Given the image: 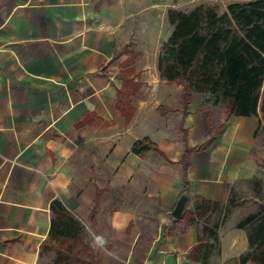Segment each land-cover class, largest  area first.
Masks as SVG:
<instances>
[{
  "label": "crops",
  "instance_id": "crops-1",
  "mask_svg": "<svg viewBox=\"0 0 264 264\" xmlns=\"http://www.w3.org/2000/svg\"><path fill=\"white\" fill-rule=\"evenodd\" d=\"M157 1L0 0V264H53L54 201L87 221L100 264H264L251 215L202 227L197 203L261 176V111L185 105L161 50L141 65Z\"/></svg>",
  "mask_w": 264,
  "mask_h": 264
},
{
  "label": "trees",
  "instance_id": "trees-1",
  "mask_svg": "<svg viewBox=\"0 0 264 264\" xmlns=\"http://www.w3.org/2000/svg\"><path fill=\"white\" fill-rule=\"evenodd\" d=\"M167 18L173 30L161 48L158 69L165 80L183 85V103L187 105L195 92L210 93L226 101L231 115L252 117L261 111L264 119V0L230 4L222 16L204 5L191 13L171 9ZM197 203L204 216L220 206L201 198ZM51 211L55 218L43 251L55 253L53 264H100L84 224L60 201L51 204ZM262 214L264 206L246 222L256 223ZM210 233L216 237L213 230ZM201 246L192 250L196 260Z\"/></svg>",
  "mask_w": 264,
  "mask_h": 264
},
{
  "label": "rangeland",
  "instance_id": "rangeland-1",
  "mask_svg": "<svg viewBox=\"0 0 264 264\" xmlns=\"http://www.w3.org/2000/svg\"><path fill=\"white\" fill-rule=\"evenodd\" d=\"M247 0H158V4L162 5L159 7V13L157 14L158 22V37L155 40H149L143 38L139 40L140 46L144 51L140 61L142 66H151L157 61L158 54L157 51H160L163 44L169 38L173 28L168 22V12L169 10H177L183 13H191L194 9L199 6H210L215 7L220 16L228 13V6L233 3H242ZM150 14V13H148ZM146 26H144V31L146 32ZM138 42V40H137ZM145 51L148 54H145ZM152 51V52H151ZM150 85V84H148ZM208 108L213 110V113H219L221 118L223 117V112L226 110V103L224 100H217L216 97L210 93L204 95ZM262 115V113H261ZM256 155L258 162L262 168L261 176L252 182L242 184L235 188L231 194V197L228 201L222 202L219 206V211L216 214H213L209 219L203 220L202 227L204 222L207 221V225L210 228L220 226L221 220L226 221L227 218H232L234 216L238 217L241 221L247 216H252L258 214L261 210V207L264 206V119L261 120V127L259 130L258 136V146L256 148ZM239 221V222H240ZM87 221L85 226L88 240L93 244V241L90 239V233L87 231ZM264 214L259 215V220L256 221L255 225V234L257 238L261 240L259 245L264 246ZM207 240H212V237L207 236ZM94 246V245H93Z\"/></svg>",
  "mask_w": 264,
  "mask_h": 264
},
{
  "label": "water",
  "instance_id": "water-1",
  "mask_svg": "<svg viewBox=\"0 0 264 264\" xmlns=\"http://www.w3.org/2000/svg\"><path fill=\"white\" fill-rule=\"evenodd\" d=\"M184 204H185V200L183 199V200L180 201V203H179V205H178V208H177V210H176L175 216H177V217H181V213H182V210H183V208H184ZM177 213H178V214H177Z\"/></svg>",
  "mask_w": 264,
  "mask_h": 264
}]
</instances>
